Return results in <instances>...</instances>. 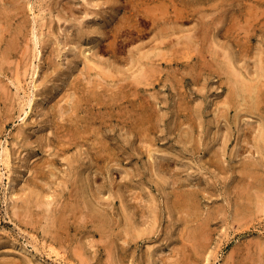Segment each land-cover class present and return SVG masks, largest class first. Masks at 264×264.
Masks as SVG:
<instances>
[{
  "label": "rangeland",
  "instance_id": "obj_1",
  "mask_svg": "<svg viewBox=\"0 0 264 264\" xmlns=\"http://www.w3.org/2000/svg\"><path fill=\"white\" fill-rule=\"evenodd\" d=\"M89 1L0 0V264H264V0H155L157 28ZM120 19L136 23L122 45L105 34ZM172 31V60L138 81L140 51ZM226 50L261 78L247 106L218 71Z\"/></svg>",
  "mask_w": 264,
  "mask_h": 264
},
{
  "label": "bare ground",
  "instance_id": "obj_2",
  "mask_svg": "<svg viewBox=\"0 0 264 264\" xmlns=\"http://www.w3.org/2000/svg\"><path fill=\"white\" fill-rule=\"evenodd\" d=\"M89 1V0H88ZM101 1V0H100ZM130 1V3L128 4L127 2H128V0H126V2L125 3H123V4H121L122 5V8L123 9H125V10H127L128 9V12L130 13V16L136 21V23H139L140 21L141 22H144L145 24H149V25H151V27L152 26H154V27H156V25H157V23H159V18H158V5H160V4H162V3H156V4H158V5H156L155 3H153L152 4V2L153 1H155V0H129ZM159 1V0H158ZM162 1V0H161ZM14 2H16V1H14ZM91 1H89L88 3H90ZM105 2V1H104ZM163 2V1H162ZM95 3V2H94ZM107 3V2H106ZM105 3V4H106ZM115 3V2H114ZM148 4V5H147ZM149 4H152V8L149 6ZM99 5V4H98ZM164 5H166L167 6V4H164ZM169 5V4H168ZM239 5V4H238ZM256 5V4H255ZM262 5V4H261ZM161 6V5H160ZM163 6V5H162ZM166 6H165V8H166ZM247 7V6H246ZM251 7V6H250ZM162 8V7H161ZM160 8V9H161ZM249 8V7H248ZM158 10V11H157ZM163 11H164V8L162 9ZM179 10V9H178ZM177 10V11H178ZM251 10V9H250ZM259 10V9H258ZM150 11H152V13L150 14ZM167 11V10H166ZM174 11V10H173ZM176 11V10H175ZM246 12V10L244 11V13ZM248 12H249V10H248ZM254 12H255V10H254ZM263 12H264V10H263ZM129 13H128V15H129ZM117 14V13H116ZM178 14H179V12H178ZM257 14V13H256ZM255 14V15H256ZM260 14V13H259ZM114 15V14H113ZM250 15H251V11H250ZM254 15V14H253ZM125 16V15H124ZM161 16V15H160ZM163 16V15H162ZM176 16H177V14H176ZM175 16V17H176ZM252 16V15H251ZM261 16V15H260ZM115 17V16H114ZM119 17H121V16H119ZM174 17V18H175ZM110 18V17H109ZM173 18V19H174ZM117 19V18H116ZM122 19V18H121ZM120 19V20H121ZM159 19V20H158ZM168 19V18H167ZM2 20V19H1ZM8 20V19H7ZM128 20H129V18H128ZM132 20V19H131ZM124 21V20H121L120 22H118V23H116V24H114V25H111L110 27H109V29L108 30H106L105 31V34H106V36H108V37H110V36H113L114 37V40L115 41H117V43L118 44H120V45H122V44H125L126 42H127V38H128V36H131V35H129L130 33H133V32H135L134 31V26L136 25V23L135 22H132V21ZM246 20V19H245ZM264 20V19H263ZM141 22H140V24H141ZM247 23H248V21H246ZM253 22H254V20H253ZM111 23H113V22H111ZM208 23V22H207ZM233 23V22H232ZM144 24V25H145ZM231 24V23H230ZM234 24H235V22H234ZM260 24H262V23H260ZM143 25V26H144ZM232 26H233V24H231ZM2 25H1V23H0V29L2 28L1 27ZM4 26V25H3ZM100 26V25H99ZM99 26L97 27V30H98V28H99ZM160 26V25H159ZM207 26V25H206ZM211 26V25H210ZM232 26H231V28H232ZM235 26H237V23L234 25V28H235ZM242 26V25H241ZM247 26V25H246ZM245 26V27H246ZM251 26V25H250ZM260 26V25H259ZM94 27V26H93ZM248 27V26H247ZM255 27H256V25H255ZM258 27V26H257ZM9 28V27H8ZM92 28V27H91ZM94 28H96V27H94ZM157 28V27H156ZM160 28V27H159ZM172 28V27H171ZM249 28V27H248ZM162 29V28H161ZM241 29V28H240ZM255 29V28H254ZM2 30V29H1ZM8 30V29H7ZM142 30V29H141ZM155 30V29H154ZM164 30H165V28H164ZM168 30V29H167ZM232 30H233V28H232ZM238 30V29H237ZM248 30V29H247ZM4 31H5V29H4ZM9 31V30H8ZM19 31H20V29H19ZM159 31V30H158ZM230 31V30H229ZM249 31V30H248ZM252 31V30H251ZM98 32V31H97ZM101 32V31H100ZM99 32V33H100ZM160 33V32H159ZM166 33V32H165ZM174 33H176V31L174 32ZM173 33V31H172V33H168L167 35H166V37H164V38H161V36H159L160 38H161V42L167 47V48H169L168 50L166 49V50H164V52H163V54H162V51L160 50H158L159 48H161L160 47V41H159V44H156V45H154V44H152L153 46L150 48V49H148V50H145V51H140V54L138 55V57L136 58V60L138 61V64H136L137 66H138V68H137V70H140L141 71V73H138V75H137V80L138 81H142V79H144L145 78V76H142V74L143 73H145V74H147L146 73V70L148 69V70H152L153 68H156V66L154 65V63L152 62H149V61H153V59L154 60H157L158 58H159V56H161V55H163V58L164 59H166L167 60V62L169 63L171 60H172V57H171V51H170V47L171 46H173V44L175 43V41H176V39H175V41H174V39H173V36H172V34H174ZM228 33V32H227ZM231 33V32H230ZM239 33V32H238ZM144 34V33H143ZM162 34V33H161ZM236 34V33H235ZM1 35V34H0ZM133 35H134V33H133ZM139 35V34H138ZM184 38H186V42H190V40L189 39H192V40H195L194 39V37H191V35H189V34H185V35H182ZM231 35H229V37H230ZM247 36V35H246ZM253 36V35H252ZM152 38H153V36H151ZM156 37H158V36H156ZM237 37V36H236ZM17 38V37H16ZM182 38V37H181ZM234 38V37H233ZM242 38V37H241ZM154 39V38H153ZM157 39V38H156ZM155 39V40H156ZM1 40V39H0ZM97 40V39H96ZM155 40H153V41H155ZM245 40V39H244ZM12 41V40H11ZM72 41V40H71ZM74 41V40H73ZM111 41V40H110ZM150 41H151V39H150ZM150 41H148V42H150ZM152 41V42H153ZM238 41V40H237ZM156 43H157V41H155ZM185 42V41H184ZM240 42V41H239ZM74 43V42H73ZM111 43H112V41H111ZM197 43V42H196ZM247 43V42H246ZM75 44V43H74ZM147 43H145V45H146ZM162 44V45H163ZM178 44V43H177ZM180 44V43H179ZM178 44V45H179ZM190 44V43H189ZM176 45V44H175ZM182 45V44H181ZM9 46V45H8ZM150 46V45H149ZM246 46V45H245ZM183 47V46H182ZM247 47V46H246ZM101 48H103L102 46H101ZM186 48V47H185ZM162 49V48H161ZM244 49V48H243ZM242 49V50H243ZM20 50H22V48L20 49ZM217 49H215L214 51H216ZM213 51V52H214ZM76 52H77V50H76ZM79 52V51H78ZM221 52L222 51H220V50H218L216 53L219 55V54H221ZM225 52V51H224ZM230 52V51H229ZM25 53V52H24ZM75 53V52H74ZM175 53V52H174ZM177 53V52H176ZM190 53V52H189ZM226 53V54H225ZM224 54V56H225V61L223 62V63H221L220 61H219V63H221L220 64V66L218 67V71L220 72V73H223V75L225 74V75H227L229 78H230V81L232 82V84H233V86H234V92L236 93V96L237 97H240V105H243V106H247V105H249V103L250 102H253V101H255L256 99V97H257V95H258V91H259V89H261V82H260V80H261V78H260V80L259 81H257V82H252V80L250 81V80H248L246 77H244L243 75H242V73L236 68V66L235 67H233L232 66V58H231V56H230V54L227 52V50H226V52H225ZM80 54V53H79ZM193 54V53H192ZM195 54H197V53H195ZM205 55V54H204ZM216 55V54H215ZM232 55V54H231ZM5 56V55H4ZM203 56V55H202ZM134 57V56H133ZM190 57V56H189ZM223 57V56H222ZM8 58V57H7ZM73 58H74V56H73ZM204 58V57H203ZM234 58V57H233ZM262 58V57H261ZM264 58V57H263ZM262 58V59H263ZM49 59V58H48ZM174 59V58H173ZM181 59V58H180ZM183 59V58H182ZM3 60V59H2ZM6 62H8V60L7 59H4ZM134 60V59H133ZM161 60V59H160ZM177 60V59H176ZM207 60V59H206ZM205 60V61H206ZM260 60V59H259ZM54 61V60H53ZM135 61V60H134ZM174 61V60H173ZM179 61V60H178ZM217 61V60H216ZM234 61V60H233ZM262 61V60H261ZM3 62V61H2ZM91 62V61H90ZM166 62V63H167ZM210 62V61H209ZM54 63V62H53ZM72 63V62H71ZM89 63V62H88ZM5 64V63H4ZM92 64V63H91ZM91 64H88L87 65V68H86V70H87V73L91 76L92 75V69H94V67L95 66H93V65H91ZM93 64H96V63H93ZM210 64V63H209ZM54 65V64H53ZM97 65H98V63H97ZM258 65V64H257ZM98 66H102L101 68H103L104 66L103 65H98ZM134 66V65H133ZM196 66V65H195ZM159 67V66H158ZM208 67V66H207ZM105 70H106V68H104ZM217 69V68H216ZM215 69V70H216ZM237 69V70H236ZM84 70V69H83ZM96 70V69H95ZM98 70V69H97ZM111 70V69H110ZM135 70V69H134ZM155 70V69H154ZM85 71V70H84ZM83 71V72H84ZM108 71H109V69H108ZM108 71H105L104 72V74H101V73H98L99 75L101 74L102 76V78L105 80L104 82H106V80L108 79L107 78V76H114V75H111V73L112 72H114V71H112L111 73H110V71L108 72ZM217 71V72H218ZM101 72V71H100ZM116 72V71H115ZM120 72H122V71H120ZM155 72V71H154ZM258 72L260 73V75H262V76H264V63H261L260 65H259V67H258ZM136 73V72H135ZM153 73V72H152ZM97 74V75H98ZM118 75V74H117ZM135 75V74H134ZM191 75V74H190ZM200 75V74H199ZM258 75V74H257ZM256 75V76H257ZM77 77H80V76H77ZM87 77V76H86ZM99 77V76H98ZM258 77V76H257ZM131 78V77H130ZM196 78V77H195ZM258 78V79H259ZM76 79V78H75ZM93 79V78H92ZM198 79H199V76H198ZM201 79V78H200ZM74 80V79H73ZM79 80V79H78ZM97 81V80H96ZM120 81V80H119ZM90 82V81H89ZM94 82V81H93ZM103 82V80H100L99 79V85H101V83L103 84L104 83ZM111 82H112V80H111ZM115 82V81H114ZM124 82V81H123ZM132 82H134V81H132ZM229 83V82H228ZM98 84V83H97ZM117 84V83H116ZM118 85V84H117ZM147 85V84H146ZM98 86V85H97ZM105 86H106V84H105ZM136 86V85H135ZM87 87V86H86ZM103 87V86H102ZM108 87V86H107ZM120 87L122 88V89H124V87H125V85H124V83H122L121 85H120ZM127 87V86H126ZM137 87V86H136ZM99 88V87H98ZM106 88V87H105ZM2 89V88H1ZM94 89V88H93ZM100 89V88H99ZM109 89V88H108ZM3 90V89H2ZM88 91V90H87ZM98 91V90H97ZM110 91V90H109ZM123 91V90H122ZM86 92V91H85ZM89 92V91H88ZM95 92H96V90H95ZM108 92V91H107ZM126 92V91H125ZM105 93V92H104ZM133 93V92H132ZM234 93V94H235ZM90 94L91 93H89V97H90ZM123 94V93H122ZM125 94H127V93H125ZM3 95V94H2ZM86 96V95H85ZM100 97V96H99ZM69 98V97H68ZM102 98V97H101ZM121 98H122V96H121ZM124 98V97H123ZM90 99V98H89ZM126 99V98H125ZM69 100V99H68ZM100 100V99H99ZM103 100V99H102ZM258 100V99H257ZM101 101V100H100ZM232 101H235V100H232ZM98 102V101H97ZM133 102V101H132ZM146 102H147V100H146ZM236 102V101H235ZM257 102V101H256ZM57 103V102H56ZM104 103V102H103ZM124 103V102H123ZM257 103H260V102H257ZM54 104V103H53ZM89 104V103H88ZM126 104V103H125ZM144 104V103H143ZM45 105V104H44ZM90 105V104H89ZM116 105V104H115ZM145 105V104H144ZM237 105H238V103H237ZM239 105V106H240ZM39 106H41V105H39ZM46 106V105H45ZM45 106L43 107V108H45ZM60 106V105H59ZM87 106V105H86ZM94 106H96V107H98L97 106V104H95ZM106 106V105H105ZM122 106V105H121ZM225 106V105H224ZM232 106H233V104H232ZM238 106V107H239ZM42 107V106H41ZM79 107V106H78ZM87 107H89L90 108V106H87ZM102 107L103 106H99L98 107V110H101L102 109ZM229 107H231L230 105H228L227 106V109L229 108ZM254 107H256V106H254ZM62 108V107H61ZM67 108V107H66ZM66 108H65V110H66ZM225 108V107H224ZM240 108V107H239ZM242 108V107H241ZM63 109V108H62ZM91 109V108H90ZM106 109V108H105ZM111 109V108H110ZM226 109V108H225ZM226 109V110H227ZM43 110H45V109H43ZM49 110V109H48ZM58 110H60V109H58ZM108 110V109H107ZM224 110V109H223ZM244 110V109H243ZM242 110V111H243ZM50 111V110H49ZM48 111V112H49ZM62 111V110H61ZM102 111H103V109H102ZM238 111H239V109H238ZM46 112V111H45ZM60 112V111H59ZM105 112V111H104ZM103 112V113H104ZM122 112V111H121ZM237 112V111H236ZM43 113V112H42ZM64 113V112H63ZM107 114V113H106ZM120 114V113H119ZM145 114V113H144ZM237 114V113H236ZM62 115V114H61ZM146 115V114H145ZM218 115V114H217ZM103 116V115H102ZM97 117V119L100 117L101 118V116L100 115H97L96 116ZM219 117V116H218ZM92 119H93V117H92ZM150 119V118H149ZM6 121V120H5ZM104 121H106V119L104 118V119H101V122L102 123H104ZM143 124V123H142ZM251 124V123H250ZM71 125V124H70ZM141 125V124H140ZM139 125V126H140ZM67 127V126H66ZM146 127V126H145ZM57 128V127H56ZM61 128V127H60ZM69 129V128H68ZM67 129V130H68ZM253 129V128H252ZM75 130V129H74ZM81 130V129H80ZM92 130V129H91ZM90 130V131H91ZM147 130V129H146ZM71 131V130H70ZM134 131V130H133ZM261 131V130H260ZM148 132V131H147ZM68 133V132H67ZM77 133V132H76ZM79 133V132H78ZM84 133V132H83ZM80 134V133H79ZM86 134H87V132H86ZM259 134H260V132H259ZM67 135V134H66ZM81 135V134H80ZM84 135V134H83ZM76 134L74 133V134H72L71 136H70V141H75L77 138H76ZM79 136V135H78ZM260 136V135H259ZM262 136V135H261ZM260 136V137H261ZM41 137V136H40ZM88 137V136H87ZM141 137V136H140ZM67 138H68V136H67ZM227 138V137H226ZM94 140V139H93ZM104 140V139H103ZM264 140V139H263ZM69 141V140H68ZM67 141V142H68ZM73 141V142H74ZM150 141V140H149ZM69 144V143H68ZM75 144V143H74ZM102 144V143H101ZM144 144H145V142H144ZM151 145H153V143L151 144ZM150 145V146H151ZM257 145V144H256ZM68 146V145H67ZM149 146V145H148ZM152 148H153V146H152ZM70 149V148H69ZM104 149V148H103ZM102 149V150H103ZM149 149V148H148ZM264 149V148H263ZM111 150H113V149H111ZM155 150V149H154ZM65 151V150H64ZM151 151V150H150ZM260 151V150H259ZM107 152V151H106ZM113 153H115L114 151H113ZM117 153V152H116ZM58 155H59V153H58ZM113 155V154H112ZM152 156V155H151ZM115 157V156H114ZM153 157V156H152ZM50 159V158H49ZM155 159V158H154ZM156 160V159H155ZM155 162V161H154ZM246 162H247V160H246ZM48 163V162H47ZM242 163H244V162H242ZM259 163V162H258ZM158 164V163H157ZM165 164V163H164ZM260 164V163H259ZM254 165V164H253ZM256 165V164H255ZM254 165V166H255ZM161 166V165H160ZM160 166H158L159 168H160ZM50 167H52V166H50ZM256 167V166H255ZM261 167V166H260ZM259 167V168H260ZM221 168V167H220ZM110 169H111V167H110ZM223 169V168H222ZM259 170V169H258ZM258 173V172H257ZM38 174V173H37ZM254 174V173H253ZM259 174V173H258ZM50 175V174H49ZM245 175V174H244ZM256 175V174H255ZM247 177H248V175H246ZM191 177V176H190ZM246 177V178H247ZM263 177V176H262ZM261 177V178H262ZM201 178V177H200ZM259 179V178H258ZM252 181H253V179H251ZM29 181V180H28ZM71 181V180H70ZM257 180H255L254 182H256ZM260 183H261V181H260ZM125 185V184H124ZM29 186V185H28ZM246 187V186H245ZM26 188V187H25ZM191 188V187H190ZM228 188V187H227ZM252 188V187H251ZM24 189V188H23ZM22 190V189H21ZM199 190V189H198ZM252 190V189H251ZM175 191V190H174ZM225 191V190H224ZM172 192V191H171ZM192 192H194L193 191V189H192ZM254 192V191H253ZM18 193V192H17ZM261 193V192H260ZM76 194V193H75ZM251 194H253V193H251ZM255 195V194H254ZM263 195V194H262ZM154 196V195H153ZM173 197V196H172ZM177 197V196H176ZM247 197V196H246ZM264 197V196H263ZM18 198H19V196H18ZM149 198V197H148ZM248 198V197H247ZM250 198H251V196H250ZM254 198H256L255 196H254ZM260 198V197H259ZM172 199H174V198H172ZM38 200V199H37ZM40 200V199H39ZM152 200H153V198H152ZM248 200V199H247ZM78 201V200H77ZM256 201V200H255ZM28 202V201H27ZM141 202V201H140ZM251 202V201H250ZM42 203V206H43V202H41ZM40 203V204H41ZM152 203V202H151ZM154 203H155V200H154ZM176 203H177V205H180L182 208L180 209L181 210V212L182 213H185L187 210L189 211L188 212V214H189V216L191 215V213H190V211L192 210V207L193 206H196V204H197V200H195V198H194V196H193V194H191V192L189 191V194H187V195H185V196H183L182 198H180V197H178V198H176ZM247 203V202H246ZM255 203V202H254ZM39 204V205H40ZM75 204H76V202H75ZM138 204V203H137ZM144 204V203H143ZM241 204V203H240ZM253 204V203H252ZM259 204V203H258ZM38 205V204H37ZM189 205V208H186L187 206ZM41 206V205H40ZM157 206V205H156ZM32 207H34V206H32ZM80 206H78V208H79ZM259 207V206H258ZM219 208V207H218ZM253 208V207H252ZM263 208V207H262ZM34 209V208H33ZM178 209V210H179ZM245 209V208H244ZM216 210V209H215ZM214 210V211H215ZM259 210V208L257 209V211ZM263 210V209H262ZM33 211V210H32ZM31 211V212H32ZM154 211V210H153ZM260 211H261V207H260ZM69 212V211H68ZM245 212H247V211H245ZM95 213H97V212H95ZM94 213V214H95ZM202 213V212H201ZM216 213V212H215ZM249 213V212H248ZM252 213V212H251ZM66 214V213H65ZM70 214V213H69ZM157 214V213H156ZM187 214V215H188ZM41 215V214H40ZM187 215H185V217L184 218H187ZM195 215V214H194ZM237 215V214H236ZM238 215H239V213H238ZM27 216H29V215H27ZM37 216V215H36ZM85 216H86V214H85ZM96 216V215H95ZM182 216V215H181ZM244 216V215H243ZM249 216V215H248ZM247 216V217H248ZM251 216V215H250ZM41 217V216H40ZM69 217V216H68ZM82 217V216H81ZM80 217V218H81ZM157 217V216H156ZM192 217V216H191ZM190 217V218H191ZM196 217V216H195ZM199 217V216H198ZM42 218V217H41ZM154 218V217H153ZM252 218V217H251ZM66 219V218H65ZM91 219V218H90ZM155 219V218H154ZM153 219V223H154V220ZM200 219V218H199ZM35 220V219H34ZM89 220V219H88ZM158 220V219H157ZM201 221H203L202 219H200ZM26 221H28L27 219H26ZM30 221V220H29ZM43 221V220H42ZM47 221V220H46ZM108 221V220H107ZM204 221H205V219H204ZM50 222H52V221H50ZM156 222V221H155ZM185 222H186V220H185ZM184 222V223H185ZM192 222V221H191ZM209 222V221H208ZM251 222V221H250ZM35 223H36V221H35ZM49 223V222H48ZM152 223V222H151ZM240 223V222H239ZM42 224V223H41ZM130 224V223H129ZM204 224H206V222L204 223L203 222V225ZM44 225V224H43ZM50 225V224H49ZM48 225V226H49ZM64 225V224H63ZM66 225H67V221H66ZM132 225V224H131ZM154 225H156L155 223H154ZM245 225V224H244ZM54 226V225H53ZM94 226V225H93ZM149 226V225H148ZM150 226H151V224H150ZM200 226V225H199ZM202 226V225H201ZM247 226V225H246ZM46 227V226H45ZM55 227V226H54ZM96 227V226H95ZM102 227V226H101ZM152 227V226H151ZM206 226L204 225L203 227H202V229L203 230H205L204 228H205ZM56 228V227H55ZM147 228V227H146ZM149 228L150 227H148L147 229L149 230ZM137 229V228H136ZM157 229V228H156ZM184 230H185V228H183ZM193 229V228H192ZM191 229V230H192ZM111 230V229H110ZM121 230V229H120ZM135 230V229H134ZM143 230H145V229H143ZM202 230V231H203ZM100 231V230H99ZM124 231V230H123ZM141 231V230H140ZM152 230H149V232L148 233H150ZM187 231V230H186ZM201 231V232H202ZM206 231H207V229H206ZM121 232V231H120ZM156 232V231H155ZM198 232H200L199 230H198ZM67 233V232H66ZM101 233V232H100ZM128 234H127V238L124 240V242L125 241H129V239H130V237H129V235L132 237V239H134L135 237H140L141 235H143V233H140V234H138L137 236H134L135 235V233H134V235L132 236L131 235V232L130 231H128L127 232ZM147 233V232H146ZM152 233V232H151ZM183 233V232H182ZM51 234V233H50ZM58 234V233H57ZM204 234V233H203ZM102 235V234H101ZM146 235V234H145ZM182 235H184V233L182 234ZM206 235V234H205ZM48 236V235H47ZM209 236V235H208ZM58 237H60L59 236V234H58ZM103 237V236H102ZM101 237V238H102ZM124 237V236H123ZM105 238H106V236H105ZM71 239V238H70ZM99 239H100V237H99ZM62 240V239H61ZM52 241V240H51ZM105 241V240H104ZM106 242V241H105ZM123 242V243H124ZM133 242V241H132ZM134 242H136V241H134ZM62 243V242H61ZM67 243V242H66ZM77 243V242H76ZM100 243H101V240H100ZM113 243V242H112ZM59 244V243H58ZM75 244V243H74ZM99 244V243H98ZM107 244V243H106ZM125 244V243H124ZM62 245V244H61ZM77 245V244H76ZM184 245H186L185 244V242H184ZM58 246V245H57ZM65 246V245H64ZM72 246V245H71ZM79 246H80V244H79ZM110 246V245H109ZM111 246H112V244H111ZM183 246V245H182ZM60 247V246H59ZM66 247V246H65ZM81 247V246H80ZM185 247V246H184ZM64 248V247H63ZM73 248V247H72ZM76 247H74V249H75ZM185 248H187V247H185ZM57 249V248H56ZM55 249V250H56ZM67 249V248H66ZM68 250V249H67ZM70 251H71V248H70ZM153 251V250H152ZM187 251V250H186ZM80 252V251H79ZM180 252H181V250H180ZM182 252H183V248H182ZM70 253V252H69ZM75 253V252H74ZM153 253H155V252H152V254ZM188 253V252H187ZM76 254V253H75ZM78 255V254H77ZM189 255V254H188ZM83 257H84V255H82ZM86 256V255H85ZM111 256H112V254H111ZM176 256V255H175ZM78 257H81V255H78ZM108 257H109V255H108ZM72 258V257H71ZM181 258V257H180ZM109 259V258H108ZM157 259V258H156ZM168 259V258H167ZM170 259H173L172 258V256H171V258ZM170 259H168L169 261H170ZM182 259H184L183 257H182ZM13 260V259H12ZM17 260V259H16ZM150 260V259H149ZM151 260H153L152 258H151ZM163 260V259H162ZM175 261H176V259H174ZM178 260V259H177ZM69 261V260H68ZM180 261V260H179ZM16 262V261H15ZM80 262H82V261H80ZM11 263V262H10ZM22 263V262H21ZM165 263V262H164ZM168 263V262H167ZM170 263V262H169ZM183 263V262H182ZM189 263V262H188ZM236 263V262H235ZM16 264H18V263H16ZM82 264V263H81Z\"/></svg>",
  "mask_w": 264,
  "mask_h": 264
}]
</instances>
